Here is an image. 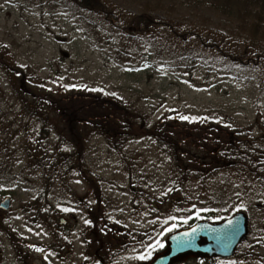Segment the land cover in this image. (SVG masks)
<instances>
[{
  "label": "rangeland",
  "instance_id": "rangeland-1",
  "mask_svg": "<svg viewBox=\"0 0 264 264\" xmlns=\"http://www.w3.org/2000/svg\"><path fill=\"white\" fill-rule=\"evenodd\" d=\"M215 17L206 13L204 18L184 21L197 26L218 23L247 39L243 31ZM119 24L108 18L81 20L49 0H0V205L9 201L7 209L0 206V264H145L164 249L149 250V243L159 240L164 245L178 229L198 221L219 222L236 213L246 216L248 232L228 260L264 264V244L257 243L264 237V181L255 175L233 168L199 174L175 192L171 156L156 140L142 135L129 141L123 148L127 156L123 163L103 136L78 124L82 141L75 146V161L82 162L83 175L73 169L64 176L60 168L50 177L42 166L50 156L44 149L46 153L55 149L51 145L58 137L50 130L47 137L36 138L38 125L33 126L21 110L22 101L34 102L39 84L51 93L83 90L77 93L80 97L111 98L137 111L148 126L171 113L177 120L197 117L191 123L181 120L182 124L203 121L209 129L225 130L220 137L249 131L264 145V85H259L254 68L225 73L212 52L192 51L194 42L184 49L197 61L178 66L172 57L183 47L168 33L153 31L146 38L135 29H118ZM209 63L213 66L208 72ZM262 70L260 66L256 73ZM25 88L34 94L18 97ZM49 114V122L72 146L65 119ZM192 132L187 135L193 140L203 136V130ZM173 133L178 138L185 135L178 127ZM33 137L41 143L43 157L37 166L28 163L30 154L37 155ZM68 150L65 146L61 152ZM194 207L216 211L202 212L196 220ZM189 216L193 218L183 223ZM85 219L90 224L85 225ZM172 224H176L172 232L163 231ZM147 251H151L148 259H134Z\"/></svg>",
  "mask_w": 264,
  "mask_h": 264
},
{
  "label": "trees",
  "instance_id": "trees-1",
  "mask_svg": "<svg viewBox=\"0 0 264 264\" xmlns=\"http://www.w3.org/2000/svg\"><path fill=\"white\" fill-rule=\"evenodd\" d=\"M49 1L58 3L81 20L92 17L108 18L110 22L120 23L118 29H135L146 38H150L153 31L162 30L168 33L178 46L183 47L180 51L177 47L179 52L172 57L178 66L187 65L188 67L189 64L197 61L195 56H190L184 49L190 42H194L192 51L202 52L203 55L212 52L220 62L217 64L225 69V73L244 70L250 66L254 68L255 75L261 80L259 85H264V0ZM206 13L216 16L218 20H225L233 28L243 31L248 36L247 39L237 37L235 31L220 28L218 23L216 25L202 23L201 26H197L194 22L184 21L189 17L194 21L199 19L197 16L204 18ZM207 66L206 70L209 72L213 65L209 63ZM260 66L263 69L262 73H256ZM5 70L9 75V69L5 68ZM39 87L35 94L25 88L26 91L22 89L17 92V95L21 97L25 93L34 94L32 104L27 102L29 100L20 101L24 116L32 122L33 126L38 125V130L33 135L43 139L47 137L48 131L54 130V134L58 137L57 144L51 145V147L56 146L55 149H49L48 153L46 149L43 151L44 154H50L47 161L43 160L42 165L50 177V173L53 175L59 172L60 168L64 176L73 169L83 175L82 162L75 161L78 150L75 146L78 140L82 141L80 132L76 130L78 125H81L84 131L90 129L93 135L103 136L123 163L127 158L123 148L129 141L142 135L156 140L163 151L171 156L174 169L172 189L175 192H181L179 187L185 182L188 183L192 176L215 174L229 168L250 176L255 175L264 181V163H261L264 161V145L260 143L263 140H254L253 133L249 131L243 134L230 131L231 136L220 137V134H226L220 127L209 129L207 128L209 124L203 121L192 123L190 126L184 125L181 120L174 119L172 113L160 118L154 126H148L144 117L137 111L125 108L122 103L100 94L93 93L94 95L80 97L77 93L83 90L67 92L60 89L51 93L44 85L39 84ZM49 113L65 119L66 129L72 136V146L63 139L62 132L55 129L49 122L48 119L51 117ZM177 127L183 133L185 128L188 129L183 138L174 136L173 130ZM191 130L194 133L203 130V136L193 140L189 136ZM87 133L90 132L87 131ZM38 139L34 138L33 142L37 155L32 158L30 154L28 161V163H36V166L37 162L43 159L42 150L39 149L41 143H38ZM57 146L61 148L57 149ZM65 146L71 150L61 152L62 147ZM189 147L192 151L187 150ZM64 167H66V173L63 171Z\"/></svg>",
  "mask_w": 264,
  "mask_h": 264
},
{
  "label": "water",
  "instance_id": "water-1",
  "mask_svg": "<svg viewBox=\"0 0 264 264\" xmlns=\"http://www.w3.org/2000/svg\"><path fill=\"white\" fill-rule=\"evenodd\" d=\"M8 204V199H5L0 206L4 209H7ZM228 219L239 220L241 229L240 235L237 237L236 243L231 246V251L229 252H222L217 249V245L215 244L214 240L211 239V236L214 234H206L205 232H199L195 236V239L192 241L191 246L183 248L179 247L177 244V240L173 239V237H177V239L181 238L183 233L190 232L191 228L193 227L207 225L212 228H223V226L227 223ZM228 219L219 222L199 221L187 229H181L170 234L166 238L165 249L162 252L155 254L152 259L146 264H173L175 262H183L188 259L208 260L212 257L221 260L231 259L237 246L247 235L248 229L247 218L243 213H236ZM60 223L63 224L64 220L61 219Z\"/></svg>",
  "mask_w": 264,
  "mask_h": 264
},
{
  "label": "snow or ice",
  "instance_id": "snow-or-ice-1",
  "mask_svg": "<svg viewBox=\"0 0 264 264\" xmlns=\"http://www.w3.org/2000/svg\"><path fill=\"white\" fill-rule=\"evenodd\" d=\"M3 47L7 48L8 45H4ZM147 67V65H145ZM95 91V89H93ZM179 119L188 121L189 123L197 120V117H189V116H180ZM206 119V118H204ZM261 163H264V161H261ZM79 183V181H77ZM243 183V181H241ZM234 187H239V185H234ZM235 195L239 198L242 196L241 192H236ZM243 208V204L240 206ZM65 212L70 211L68 208L62 209ZM209 211H216V209H210V208H200V209H195L194 207V216L196 220L201 219V213L202 212H209ZM192 216L187 217L184 219L182 222L187 224L189 219H192ZM175 217H169V220H173ZM211 219V217H210ZM85 225L90 224V221L85 219L84 220ZM167 223V221H165ZM176 228V224H172L170 227L165 228L163 231L165 232H172ZM240 224L239 220H234V219H228L227 223L223 226V228H212L207 225H203L200 227H193L191 228L190 232H185L183 233L182 237L177 239V237H173L174 240H177V244L179 247H188L191 246L192 241L195 239V236L199 232H205L206 234H214L211 236V239L214 240L215 244L217 245V249L222 252H229L231 251V246L236 243L237 237L240 235ZM264 231V230H262ZM258 244H264V237H261L259 240H257ZM164 245L161 243L159 240L155 241L154 243H149L147 245V248L151 250L153 247H159L162 248ZM35 251L37 252H42L43 249L36 248ZM151 251H147L145 253L139 254L134 257L136 260H146L150 257ZM84 259H87L85 256ZM218 264H237V261L234 260H228V261H219ZM240 264H243L241 261Z\"/></svg>",
  "mask_w": 264,
  "mask_h": 264
},
{
  "label": "flooded vegetation",
  "instance_id": "flooded-vegetation-1",
  "mask_svg": "<svg viewBox=\"0 0 264 264\" xmlns=\"http://www.w3.org/2000/svg\"><path fill=\"white\" fill-rule=\"evenodd\" d=\"M64 223H65V222H64ZM64 223H63V224H64ZM60 224H61V223H60Z\"/></svg>",
  "mask_w": 264,
  "mask_h": 264
}]
</instances>
